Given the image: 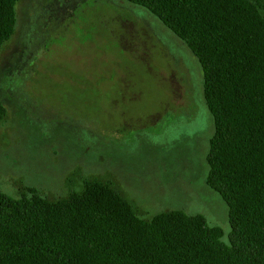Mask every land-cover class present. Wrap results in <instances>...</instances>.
<instances>
[{"label": "rangeland", "instance_id": "rangeland-1", "mask_svg": "<svg viewBox=\"0 0 264 264\" xmlns=\"http://www.w3.org/2000/svg\"><path fill=\"white\" fill-rule=\"evenodd\" d=\"M0 50V191L49 199L110 182L136 214L203 215L229 242L206 184L214 127L196 57L126 0H18Z\"/></svg>", "mask_w": 264, "mask_h": 264}, {"label": "trees", "instance_id": "trees-1", "mask_svg": "<svg viewBox=\"0 0 264 264\" xmlns=\"http://www.w3.org/2000/svg\"><path fill=\"white\" fill-rule=\"evenodd\" d=\"M0 0V50L16 3ZM196 57L213 122L206 184L228 207L229 242L199 213L140 218L110 182L49 199L0 191V264H264V0H126ZM5 108L0 101V117Z\"/></svg>", "mask_w": 264, "mask_h": 264}]
</instances>
